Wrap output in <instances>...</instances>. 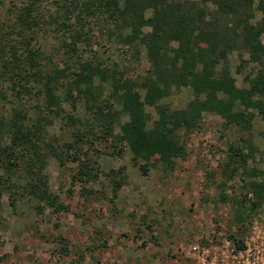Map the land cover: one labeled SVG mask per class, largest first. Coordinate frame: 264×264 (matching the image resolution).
<instances>
[{
    "label": "trees",
    "instance_id": "obj_1",
    "mask_svg": "<svg viewBox=\"0 0 264 264\" xmlns=\"http://www.w3.org/2000/svg\"><path fill=\"white\" fill-rule=\"evenodd\" d=\"M263 35L264 0H29L14 7L0 24V200L4 193L12 204L19 197L36 200L37 216L42 204L54 214L68 212L50 191L49 159L65 168L76 164L71 178L83 185L103 175L116 199L126 168L102 172L99 155L129 152L143 175L155 164L171 168L186 159L184 138L204 114L219 116L225 129L249 133L255 116L264 122ZM233 54L249 69L246 88L230 74ZM142 55L146 68L138 62ZM181 88L193 96L184 108L162 102ZM80 106L84 118L77 116ZM56 122L61 136L49 133ZM237 142L226 143L224 180L239 173L263 179L262 171H248L258 152L252 140ZM248 186L255 201L245 214L264 203V179ZM82 192L85 199L94 193ZM221 200L232 198L222 192ZM143 222L150 230L151 222ZM41 237L59 244L61 256L74 255L69 264H83L85 255L107 249L112 236L94 229L83 247ZM229 238L236 250L244 248Z\"/></svg>",
    "mask_w": 264,
    "mask_h": 264
},
{
    "label": "rangeland",
    "instance_id": "obj_2",
    "mask_svg": "<svg viewBox=\"0 0 264 264\" xmlns=\"http://www.w3.org/2000/svg\"><path fill=\"white\" fill-rule=\"evenodd\" d=\"M28 2L0 0V24L11 17L14 7H23ZM38 41L44 44L42 37ZM53 41L49 39L50 43ZM261 41L264 45V35ZM141 58L138 62L146 68L145 55ZM127 60L132 57L127 56ZM229 61L235 85L246 88L249 69L241 66L236 54ZM192 99L190 89L181 88L162 102L180 109ZM83 108L77 109L80 118H84ZM147 111L152 113L151 109ZM253 121L249 133L239 132L237 128L225 129L219 116L204 114L200 127L184 138L188 150L186 159L176 160L168 169L152 165L146 175L132 166L129 152L120 158L99 155L97 162L102 172L126 168L127 182L116 199H112L110 182L103 175L83 185L71 178L70 169L76 164L68 162L65 168L55 159H49L45 175L50 191L68 205L69 211L54 214L42 204L43 215L37 216L36 200L19 197L12 204L4 193L0 200V264H69L74 255L61 256L60 245L53 240L45 241L41 235L61 236L72 245L83 247L90 244L94 229H105L112 237L107 249L85 255L83 264H195L196 254L192 250L195 246L209 247L215 252L224 250L232 264L239 250L235 249L230 235L241 240L244 248L257 246L264 262V203L244 213L255 201L249 183L264 178L244 173L227 181L222 177V165L227 161L226 143L248 138L258 151L255 160L248 162V171L254 168L264 173V122L258 116ZM49 133L64 134L58 122L49 128ZM65 139L73 140L67 133ZM95 147L102 149V144L97 142ZM83 187L94 191L87 199L83 197ZM222 192L232 201H222ZM235 201L239 202L237 206ZM239 218L243 220L238 221ZM143 220L151 222L150 230ZM137 228L142 232L139 237L135 235ZM214 251L209 254L207 264L215 257Z\"/></svg>",
    "mask_w": 264,
    "mask_h": 264
},
{
    "label": "built area",
    "instance_id": "obj_3",
    "mask_svg": "<svg viewBox=\"0 0 264 264\" xmlns=\"http://www.w3.org/2000/svg\"><path fill=\"white\" fill-rule=\"evenodd\" d=\"M224 247L226 248V246ZM226 253V251L221 250L219 255L220 264H229L230 256ZM209 254V250H203L201 252L202 257L198 260L197 264H207V258L209 257ZM233 258L236 259V261H232V264H264L262 251H260V249L254 245H246V248L238 251V253L234 255ZM216 261V257H213L209 264L217 263Z\"/></svg>",
    "mask_w": 264,
    "mask_h": 264
},
{
    "label": "crops",
    "instance_id": "obj_4",
    "mask_svg": "<svg viewBox=\"0 0 264 264\" xmlns=\"http://www.w3.org/2000/svg\"><path fill=\"white\" fill-rule=\"evenodd\" d=\"M194 252H195V259H196V263L198 262V260L202 257L201 256V252L203 251V250H209V252L210 253H213L212 251H214L213 249H211V248H200L199 246H195L193 249H192ZM219 251H214V254H215V257H216V254L218 255V257H217V263H220V261H219V255H220V252H221V250L220 249H218ZM195 263V264H196Z\"/></svg>",
    "mask_w": 264,
    "mask_h": 264
}]
</instances>
